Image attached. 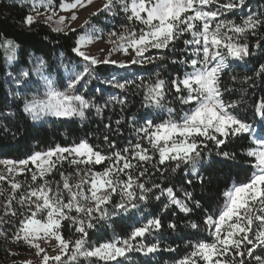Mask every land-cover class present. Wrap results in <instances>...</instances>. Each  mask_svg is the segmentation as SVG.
Segmentation results:
<instances>
[{
	"label": "snow or ice",
	"instance_id": "obj_1",
	"mask_svg": "<svg viewBox=\"0 0 264 264\" xmlns=\"http://www.w3.org/2000/svg\"><path fill=\"white\" fill-rule=\"evenodd\" d=\"M92 3L93 0H60V11L71 12L70 17L58 16L55 0H40L39 5L32 7L37 10L42 6L50 12L46 23H55L53 31L59 33L66 28L75 31L66 22L77 20L76 10ZM245 4L246 0H226L225 3L220 0H105L102 8L91 15L105 12L116 17L122 13L125 22L119 32L108 33L107 42L111 48L103 59L86 51L99 36L87 33L79 36L72 52L80 58L83 71L73 69L68 73L67 65L62 64L68 73L63 90L56 87L53 77L45 74V62L37 60L32 71L45 89L44 98L25 97L23 106V111L33 121L45 116L85 120L90 110L101 115L109 106L113 109L119 106L123 113L128 104L126 96L111 95L100 105L95 96H86L78 90V85L85 92L88 90L92 80L97 78L96 66L111 65L126 70L132 65L155 64L166 58V50L176 51L180 42L184 46L180 50L183 55L179 59L173 58L171 63L183 65L185 70L170 81L160 78L159 73L147 82L143 77L139 78V84L127 77L118 80L115 76L100 81L122 93L132 85L143 89L142 107L149 113L143 117L142 124L135 116L130 118L128 123L135 141L129 140L123 149H116V142L109 141L105 135L104 141L112 149L107 154L83 139L70 146L56 145L35 152L19 161L0 159V166L4 168L0 171V182L7 180L10 186L0 224L11 223L5 216L17 215L13 202L20 206L19 214L23 217L12 236L14 242L23 241L29 248H34L38 256L43 254L41 264H127L129 253L150 255L160 251L158 241L145 242L146 236H154L161 230L159 216L146 218V222L133 228L127 237H113L99 244L89 242L88 230L95 228L97 221L109 217L108 205L112 204L114 196L119 197L114 207L128 212L139 209L140 202L146 203L148 193L153 189L158 190L156 200L165 198L164 211L174 206L185 214L190 213L191 192L181 188L183 198H180L173 187L165 188L156 183L146 187L141 177L150 175V168L162 174L183 168L186 176H195L203 183L199 168L205 158L211 159V150L202 155L209 142L215 149H220L229 137L248 134L253 146L245 149L243 155L250 158L246 161L252 168L249 178L222 193V205L214 213H205L203 224L208 238L189 242L192 250L175 264H247L249 260L253 264H264V255L260 254L264 253V136H257L252 124L234 114L238 102L225 101L224 93L231 89L223 86L221 79L230 67V60H244L250 55L247 37L255 35L256 30L264 26V17L257 13H248L240 23L226 17L227 13L243 8ZM212 5L216 7L212 8ZM57 16L58 19H54ZM34 22L35 17L31 14L25 17L26 25L31 26ZM88 23L86 20L85 24ZM91 31L100 33L101 30L93 26ZM256 46L259 47V42ZM0 47L11 53L6 58L7 64L17 60L18 44L5 39ZM117 54L129 59L113 58ZM259 69L256 75H264V64ZM7 75L19 87L28 81L30 72L23 69L18 74L9 71ZM231 79L235 81L236 77ZM248 79L251 78H245ZM173 90L175 100L187 107L178 119L176 109L167 101ZM16 96L19 98L20 93ZM255 113L261 118L264 131V99L256 104ZM124 121L123 115L115 120L117 134ZM105 127L110 128V125ZM215 154L225 160L236 159V154L228 151H216ZM64 161L74 171H60L59 181L49 179L57 165L62 167ZM97 165L105 166L102 171H96ZM25 172L30 174V181L16 179ZM186 183L191 184L192 180ZM3 195L4 189L0 186V196ZM65 221L73 227L74 233L79 234L75 239L64 237ZM168 227L174 230L176 224L169 223ZM190 227L198 229L199 225L190 223ZM3 235L6 233L0 229V236ZM42 243L56 254L50 256ZM167 250L174 251L172 248Z\"/></svg>",
	"mask_w": 264,
	"mask_h": 264
},
{
	"label": "trees",
	"instance_id": "obj_2",
	"mask_svg": "<svg viewBox=\"0 0 264 264\" xmlns=\"http://www.w3.org/2000/svg\"><path fill=\"white\" fill-rule=\"evenodd\" d=\"M55 2L58 4L60 0H55ZM31 12L30 5L16 0H0V44L7 39L19 45L17 60L11 66L6 63L8 56L4 47H0V159L19 161L35 152L46 151L55 148L56 145L70 146L83 139H86L98 151L107 154L112 149L105 143V135H108L109 141L116 142V149H123L129 140L134 142L135 136L128 121L135 116L138 123L142 124L143 117L149 113L147 108L142 107L143 89H137L135 85H132L126 93H122L121 90L102 84L100 81L115 76L118 80L127 77L139 84L141 82L139 78L143 77L144 82H147L150 78L155 79L156 73H159L160 78L170 81L175 76L182 75L185 70L183 65L171 63L173 58L179 59L183 55L180 51L184 47L183 44L178 42L177 50L174 52L166 50V58L155 64L132 65L126 70H118L111 65L96 66L95 76L97 78L92 80L88 90L85 92L79 85L77 86L78 90L86 96L89 94L95 96L96 102L100 105L105 104L111 95L126 96L128 104L123 113L119 106L115 109L109 106L101 115H97L95 110H90L85 120L50 118L34 122L23 111L26 97L23 88L17 87L7 73L11 71L13 74H18L23 69L31 68L34 60L41 59L46 64V72L56 79L57 87L63 90L68 73L73 69L76 72L83 71L80 58L72 52L78 37L86 32L89 26H95L101 30L102 38L108 40V33L119 32L125 20L122 13L112 17L105 12H100L85 25L86 30L58 33L43 23L35 22L31 26L26 25L25 17ZM250 12L264 17V0H247L242 11L234 10L226 14V17L240 23L241 19ZM257 42H259V47L256 46ZM247 43L250 55L244 60H230V67L225 70L221 78L222 85L231 89L224 93V99L225 101H237L238 106L233 110L234 114L252 124L253 127H257L258 134L264 136L261 118L255 113L256 104L264 99V75H256L260 70L259 66L264 64V26L257 29L255 35L249 34ZM62 64L67 65L68 73ZM232 76L236 77L235 81L231 79ZM246 77L251 79L245 80ZM94 89H100V91H93ZM17 92L20 93L19 98L16 96ZM167 101L176 109L177 119L182 111L187 110L186 106L180 105L175 100L174 90L168 94ZM121 115L124 116L125 121L119 126L120 134H117L115 120ZM163 115L166 117L167 114L163 113ZM105 125H110V128H106ZM252 146L247 134L229 137L227 143L220 149H215L214 145L209 142L208 149H205L202 155L211 150V159L205 158L199 168V175L204 178L203 183H200L195 176H186L183 168L175 173L165 172L163 174L150 168V175L141 177V182L145 183L146 187H151L153 183L165 188L173 187L180 198H183L181 188L191 192L192 200L189 201V207L192 211L185 214L174 206L164 211L162 206L166 202L165 198L162 197L160 200L154 198L158 195L157 189L148 193L147 202H140L139 209H131L128 212L114 207L119 202V197L114 196L112 204L108 205L109 217L97 221L96 227L88 230L89 242L99 244L113 237H127L133 228L146 222V218L159 216L162 224L161 230L154 236H146L145 242L151 244L158 241L160 251L150 255L129 253L127 264H175L177 260L192 250L189 242L195 243L208 238V232L203 224L205 213H214L222 205L224 199L222 193L233 184L238 185L249 178L252 168L246 164V161L250 158L243 155V152ZM216 151L235 153L236 159L234 161L225 160L217 156ZM104 166L97 165L95 170L102 171ZM60 171L69 173L74 169L67 161H64L62 167L57 165V170L49 179L59 181ZM25 178L30 181V174L25 172L16 179L23 181ZM189 179L192 180L191 184L186 183ZM0 186L4 189V195L0 196V215H4L5 197L10 192V186L7 180L0 182ZM19 194V192L16 193L17 196ZM13 207L17 210V215L15 217L5 216V220L11 223L0 224V229L6 233L0 236V264H24L20 252L15 253L13 248L15 242L12 240L23 217L19 214L20 206L13 202ZM169 223H175L176 228L170 229ZM190 223L198 224L199 228H191ZM62 233L65 238L71 239L79 235L74 233L73 227L67 221L63 222ZM169 248L174 251H168ZM260 254L264 255V253ZM247 264H253V262L249 260Z\"/></svg>",
	"mask_w": 264,
	"mask_h": 264
},
{
	"label": "rangeland",
	"instance_id": "obj_3",
	"mask_svg": "<svg viewBox=\"0 0 264 264\" xmlns=\"http://www.w3.org/2000/svg\"><path fill=\"white\" fill-rule=\"evenodd\" d=\"M16 1H19L20 3H24V4H27V5L31 6V8H32L31 15L33 17H35V22L36 23L37 22L38 23H43V24H45L46 26H48L52 30L56 27L55 23H51V24L50 23H46V17L48 15H50L51 13L46 11V9L44 7L41 6V7H38L37 10H33V7H32L33 4L39 5L40 0H16ZM225 2H226V0H220V3H225ZM246 2H247V0H246ZM104 3H105V0H93V3L91 5H88L85 8H81L79 10H76V14L78 16L77 20L66 22V23H69L70 28L75 29V31L80 30V29H85L86 28L85 21L87 20V21L90 22V19L92 17H94L91 14L93 12H97L98 9H101ZM211 7L215 8L216 5H212ZM243 8L237 9L235 11H242ZM55 10L57 11L58 16L70 17L71 14H72L71 12L60 11L59 3L57 4L56 2H55ZM38 12L40 13L39 15H38ZM58 16L55 17L54 19H58ZM89 27L86 28L88 30L86 32H84L82 35H85L87 33V34H91V35H94V36H99V38L95 39V41L92 44L88 45L87 48H86V51L90 55L97 56L100 59H103L105 57L107 51L111 48V45L107 42V39L102 38L101 32L100 33H94V32L91 31L92 27H90V28ZM68 32H73V31H69L66 28L65 31H63L61 33H68ZM4 51L6 52L5 48H4ZM17 53H18V51H17ZM6 54H7V56H9L11 53L10 52H6ZM113 58H118V59H123V60H128L129 59L128 57H123L120 54H117V56H114ZM15 62H13L11 65H13ZM36 62H37V60H34L31 63V68H28V70L30 72V76L28 78V81H26L24 84L20 85L23 88V90H24L25 96L28 97L29 99H31L33 95H35L38 99L44 98L43 97V93H44L45 89H44L42 83L40 82L39 77L37 76V74L32 71V69L34 68ZM112 67L115 68V66H112ZM45 74L49 75L46 72V69H45ZM51 77H53V76H51ZM17 78H19L18 75H17ZM55 82H56V79H55ZM62 84H64V82ZM56 87H57V82H56ZM29 118L31 119L30 116H29ZM50 118H57V117L45 116L42 119H40L38 121H34V122H40V121H43L45 119H50ZM254 129H255V133H256L257 136H263V135H259L258 134L257 127H254ZM53 159H55V157ZM32 167H34V166H32ZM3 170H4L3 166H0V171H3ZM21 175H23V174H21ZM52 243L55 244L56 242L53 240ZM41 246L47 248L48 254L50 256L56 254V252H54L46 244L42 243ZM13 248L15 249V253L20 252V254L23 256L22 262L24 264H28V262H30V264H41V256L43 254H40V256H38L37 253H36V250L34 248H29L26 244H24L23 241H20L18 243L15 242L13 244Z\"/></svg>",
	"mask_w": 264,
	"mask_h": 264
}]
</instances>
